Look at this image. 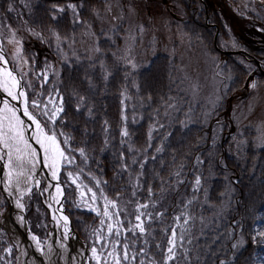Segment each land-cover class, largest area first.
Masks as SVG:
<instances>
[{"label":"rangeland","instance_id":"obj_1","mask_svg":"<svg viewBox=\"0 0 264 264\" xmlns=\"http://www.w3.org/2000/svg\"><path fill=\"white\" fill-rule=\"evenodd\" d=\"M160 1L164 0H0V22L11 25L22 41L19 58L14 44L5 42V52L19 75L21 69L27 73L22 81L29 107L47 130L55 131L65 153L75 157L74 164L63 167L60 177L68 192L67 215L88 243L89 258L96 240L94 230L101 227L103 218L91 210H103L101 190L109 199L119 193L118 202L131 213L137 200L143 203L148 199L147 189L151 187L156 194L152 199L158 201L154 211L165 212L162 221L152 224L155 231L149 237V250L157 260H162V253L155 244L166 247L168 239L161 229L173 226V218L186 211L191 219L185 226L184 248L178 249L172 264H256V258L264 257V238L253 240L257 231H264V2L166 0L167 9L162 14ZM53 4L65 8L56 19L52 18ZM68 4L77 6L78 16ZM175 5L185 6L186 22L180 29L175 26L181 22L175 16ZM53 32L61 37L59 46ZM32 41H39L52 55L39 60V53L27 43ZM46 70L45 83L37 74ZM251 82L257 84L255 89L249 87ZM110 95L120 96L123 106L116 123L98 135V140L107 141L101 150V142L95 143L92 136L99 124L105 127L104 100ZM81 96L86 99L77 109ZM61 97L64 111L53 123L43 115V105L49 98L59 102ZM32 100H37L41 108H32ZM146 112L150 113L154 138L165 147L150 156L151 185H144V156L136 149V162L124 163L127 170L120 164L122 172L101 178L96 169L107 166L104 160L110 157L117 163L114 155L129 145L130 134L140 130L139 122ZM116 127L119 129L113 134ZM124 128L126 137L121 135ZM209 130L228 132L231 138L226 140L227 148L212 141L204 143L207 158L201 168L194 143L203 139L201 132ZM113 135L120 141H110ZM152 141L142 146L143 153L148 154ZM81 148L86 160L79 154ZM97 160L103 161L102 165ZM160 165L163 167L154 173ZM69 171L73 176L79 173L75 184L67 176ZM177 171L179 177L174 175ZM197 176L201 185L194 192ZM247 177L250 181L238 200L236 186L220 180L239 185ZM83 183L96 192V201L91 200L89 188ZM81 191L86 193L83 197ZM41 196V190L34 189L24 198V204L39 239L47 243L51 216L40 214ZM193 196V203L185 208ZM4 198L0 190V217L6 205ZM121 219L127 225L131 216L125 218L122 212ZM1 222L2 218L0 264H14L17 256L10 243L16 254L17 247ZM128 235L131 237V233Z\"/></svg>","mask_w":264,"mask_h":264},{"label":"snow or ice","instance_id":"obj_2","mask_svg":"<svg viewBox=\"0 0 264 264\" xmlns=\"http://www.w3.org/2000/svg\"><path fill=\"white\" fill-rule=\"evenodd\" d=\"M264 2V0H262ZM67 7L72 10L74 14L78 16L77 6L75 4H68ZM52 8V18L56 19L57 13H63L65 8L63 6H58L53 4ZM8 11H13L11 5H9ZM26 23V22H25ZM33 35L40 36V33L33 32L28 29ZM53 36L59 42L61 37L59 33L53 32ZM16 45V54L19 58V53L22 47V41L17 38L16 30L11 27V25L6 22H0V90L11 97L12 100H21L23 104V116L27 117L30 124H26L24 119L18 114L19 109L15 105L11 104L9 101H0L3 107L0 108V161H4V166L7 171L4 173V178L0 183L4 185V191L9 197H13L15 200V207L20 210L25 209V204L22 202L25 195H28L32 191L33 181H35V186H39L40 180L36 179L34 173L36 171V165L41 161V155L36 148L32 147L29 143V138L25 136V132L35 125L34 133L32 139L35 140L36 144L40 146L43 150L42 162L44 167H46L53 181L60 180V172L62 168L66 165H72L75 162V157H70L65 153V150L61 147L60 141L57 139V135L53 130H46L45 126L41 124V121L29 110V98L24 90L25 85L22 84V80L25 79L27 73L23 72L18 75L14 69L8 67L9 61L5 57L4 43ZM99 51V49H97ZM132 68L135 69L136 65L132 61H128ZM51 66H49L50 68ZM38 77L42 78L44 82H47V70L37 74ZM107 79V75L104 77ZM30 87V83L27 85ZM43 85H41L42 87ZM249 87L255 89L257 84L251 82ZM59 95V93H56ZM85 97H79V104L77 109L83 106ZM52 105L51 109L48 105ZM63 98H60L59 102L54 99L49 98L48 103L43 105V115L48 117V120L55 122V119L59 116L63 109ZM32 108H41V105L37 100L31 101ZM49 111L51 115H49ZM89 115L91 111L89 109ZM126 119V117H122ZM105 130H107V121H105ZM63 135V133H61ZM122 136H128L127 129L124 128L121 131ZM149 139H151V132H149ZM67 139L64 143L67 144ZM107 143V141H105ZM150 146V145H149ZM156 152L163 151V145L155 149ZM79 154L86 160L85 151L83 148L79 149ZM121 159H123V153L121 154ZM136 161L133 160V163ZM122 168L127 170V165L122 164ZM140 168L143 169V164H140ZM141 175L143 173L141 172ZM176 177H179L180 172L174 173ZM67 176L71 178L72 183L75 184L79 179V173L73 176L71 171L67 172ZM99 181H97V185ZM194 192L198 191L201 185V178L197 176L194 182ZM137 186H139L137 184ZM80 187V185H77ZM142 187V186H139ZM48 188H54V194L49 195L48 207L52 208L53 204H59L60 199L63 196V188L60 183L55 185L49 184L47 188L41 190V194L47 191ZM163 187L161 192H163ZM91 193V200H97L96 192L92 189H88ZM86 193L81 191V196L83 197ZM135 190L133 191V196H135ZM148 199L141 203L139 200L133 205L131 213L128 212L127 207L121 206L119 201V193L115 199H109L106 195H103L101 190V198L103 199V210L99 208H92L91 210L96 213L97 216L103 217L100 219V228L94 230L96 236L95 242L92 244L90 251V260L96 262V264H172L173 261L177 260L178 249L184 248V237L187 229L189 220L191 219L187 212H182L180 215H176L173 219L176 222L173 226L164 227L161 229L162 233L168 237L166 247H161L160 243L155 244V248L158 252L162 253V260H157L154 255L150 252V241L149 237L153 236L155 231L152 228V224L157 221H162L165 215L164 211H154L156 209L157 200H153L152 197L156 195L152 188L147 189ZM196 197L193 196L192 199L187 201V205L193 203ZM132 203V201H128ZM91 207V206H90ZM62 210V209H61ZM124 213L125 218L131 216V219H127V225L125 224V219H121V213ZM56 219V217H53ZM18 220L24 222L23 216H18ZM65 222L67 226L68 218L66 216L60 217ZM107 221V224H106ZM182 221V223H180ZM106 225V231H105ZM177 228L181 231L178 232ZM131 233V237L128 235ZM123 237V240H121ZM257 237L264 238V231H257L253 240ZM154 238V237H153ZM32 239L36 241V247L43 251L41 248L40 240L33 236ZM140 247L137 249V244ZM191 243V240H188ZM99 246V247H98ZM64 247V245H61ZM237 244L233 245L236 248ZM8 253L11 254L12 249H7ZM49 251L51 248L49 246ZM184 256L187 259V249H184ZM0 259H3L0 257ZM221 264H225L221 261ZM256 264H264V257L256 258Z\"/></svg>","mask_w":264,"mask_h":264},{"label":"bare ground","instance_id":"obj_3","mask_svg":"<svg viewBox=\"0 0 264 264\" xmlns=\"http://www.w3.org/2000/svg\"><path fill=\"white\" fill-rule=\"evenodd\" d=\"M13 1H15V0H13ZM147 1L151 2V1H155V0H147ZM159 3L163 9V12H162V14H163L164 10L167 9V1L164 0V1H160ZM174 8H175V16L178 15L180 18H182L180 20L181 22H179L175 25L177 29H180V25H184L186 22L185 21V15L183 14V12L185 11V6H180V5L176 6L175 5ZM27 43L31 44V46H33V48H34L33 50L36 53H39V55H40L39 60L41 59V56L52 55L51 50H49L48 48H44L39 41H32V42H27ZM29 52H31V50ZM222 52L226 53L223 50H222ZM228 53L232 55L234 52L230 51ZM5 54H6V52H5ZM7 58L9 60L8 56H7ZM9 62H10V60H9ZM10 64H11V62H10ZM11 66H12V64H11ZM12 69H14L13 66H12ZM15 72H16V70H15ZM22 84H23V81H22ZM24 90L26 91L25 88H24ZM4 100L9 101L11 104L15 105L17 109L20 110L18 114L21 116L22 119H24L26 124L31 123L30 121H28L27 117L23 116V111H22L23 110V104L21 102L22 98H21V100H12L11 97L7 96L6 93H4L2 90H0V101H4ZM122 106H123L122 99L120 97L115 98L113 104L111 105L109 117L105 120V121H107V127L114 125L116 123V121L118 119V112L121 110ZM2 107H3V104L0 103V108H2ZM29 110L32 113H35L34 110H32L30 107H29ZM36 117H37V119H39L41 121V124L45 126L43 121L37 115H36ZM105 128H106V126L104 128H102V127L101 128H95L93 130L94 135L92 136V139L95 143H98L100 141V140H98V135L104 134L106 131ZM34 129H35V125H32V127L29 128L25 132V136L29 138V143L32 145V147L36 148L37 151L41 155V161L39 163H37L36 171L34 173L35 178L40 180V184L37 187V186H35V181H33L32 190H34V189L43 190V189L47 188V186L49 184L55 185L56 183H60L61 187L63 188L64 198H63V203L61 202V200H62V197H61L59 204H53V207L49 208L48 203L51 202L49 200V195L54 194V188H48L47 191H45V192H43V194H41L42 195L41 196L42 197V208L38 205L40 214L42 215L44 213H47V214H50V216H51V221H50V226H49V239H48L47 243H42L41 240L39 239V237H40L39 233H37L35 231V229H33L31 226L32 232L35 234V236H37V238L41 242V248L43 249V251H41L40 249H38L36 247L31 254L32 260H31L30 264H88V262L84 256V250H83L81 241L76 239L75 235L69 231L68 226H65V222L62 219H60V217H62V216H66L68 218V216L66 215V213L68 212L67 211L68 192H67L65 184L61 181V177H60L59 181H53L51 179V174H50L49 170L46 167H44L43 162H42L43 150L40 148L39 145L36 144L35 140L32 139ZM117 129H119V128L116 127L113 130V134H114L115 130H117ZM208 132H210V130ZM208 132H204V131L201 132V134L203 135V138H208ZM221 133L225 134V132H221ZM110 141L116 143V142H119L120 140L117 139L115 137V135H113V137L110 139ZM220 146L223 148H227L226 143H220ZM195 148L198 152L197 164L199 165V163H200V167L202 168V166H203L202 162H203V160H205L207 158V154L204 151H202L201 149H198L196 146H195ZM103 149L104 148H101V150H103ZM129 162L131 163V162H133V160H130ZM97 163L100 164L98 161H97ZM113 163H114L113 160H107V162L105 163V165H107V166H100V168L96 169V173H99L101 178L108 177L111 174V172H113V170L111 169ZM6 171H7V169L4 166V161H0V181L3 180L4 173ZM83 184L87 188L90 187L86 183H83ZM0 189H1V191L5 197L4 199H5V203H6V205L4 206V210H3L1 217H0V218H2L1 225L4 229V231L6 233H8L12 242L17 247L18 254H16L14 246L9 242L10 246L13 248V255L17 256V261L15 262V264H21L22 263V253L24 252L25 248H27L28 238L26 236L24 237L25 233H23V230H24L23 222H21L20 220L17 219L18 215H17V211H16L17 208L15 207L14 198L9 197L7 195V193L4 191L3 183H0ZM26 196H28V195H25L24 198ZM24 198L22 201L23 203H24ZM24 210L26 213V207ZM44 210H45V212H44ZM233 210H234V207L231 209L230 212H232ZM62 213H65V214H62ZM54 216L56 217V219L53 218ZM68 221H69V218H68ZM61 245H64V247H61ZM49 246L51 248V251H49ZM18 258H19V260H18Z\"/></svg>","mask_w":264,"mask_h":264},{"label":"trees","instance_id":"obj_4","mask_svg":"<svg viewBox=\"0 0 264 264\" xmlns=\"http://www.w3.org/2000/svg\"><path fill=\"white\" fill-rule=\"evenodd\" d=\"M117 97H120V96H112V95H110L107 99L104 100L105 108L107 110V115L104 116L103 121H105L109 117V112H110V109H111V105L113 104L115 98H117ZM98 102H99L100 108L103 109V104L101 103L100 97H98ZM139 125H140V130L137 131V132H133L129 136V145H127L126 149L122 152L123 153V159H121V154L122 153L114 155V157L117 158V163H115L113 161L114 163H113L111 169L113 170V172L121 171V169L119 168V165L120 164H124V163L128 164L130 160H134L135 156H134L133 150L134 149L139 150L140 153H142L143 156H144V158H143V163L145 164L144 185H151L152 166H151V157L150 156L153 153V151L157 147H160L162 144H161V141L158 138H154V136H153L152 123H151V117H150V113L149 112L145 113V118H144V120L139 122ZM96 128H101L100 124ZM149 132H151V138H153V141L151 142V144H150V146L148 148V154H145L142 151V146L150 140L149 139V135H148ZM86 133H88V129L86 130ZM228 138H231V136L229 135L228 132H225V134H222L221 132H217L215 130H211L210 132H208V138H203L201 141L195 142L194 145L198 149H201L202 151H204L207 154L206 146L204 145V143H207L208 141H212V142H215V143H226V140ZM105 141H106V139H103V140L98 142V143L101 142V144H102L101 148H103L106 145ZM163 148H165V147L163 146ZM114 150H116V148ZM128 151H129V153H128ZM126 154H128V158H125ZM212 157L213 156H210L208 159H210ZM107 160H113V158L110 157L109 159H105L104 161H107ZM219 160L222 163H224V159H219ZM97 161L102 165L103 161H99V160H97ZM102 166H104V165H102ZM162 167L163 166H161V165L156 167L155 170H154V173L159 171ZM163 174H165V172ZM209 177H208V179H209ZM220 180L223 181L224 183L234 184L236 186V192H237L236 199L238 200L241 197L242 189L245 188V184H247L250 181V178L247 177V180L244 183H241L239 185H238V183L231 182V181H229L227 179H220ZM162 182H164L163 178H162ZM227 186H231V185H227ZM263 205H264V203H263ZM194 244H197V243L194 242Z\"/></svg>","mask_w":264,"mask_h":264},{"label":"water","instance_id":"obj_5","mask_svg":"<svg viewBox=\"0 0 264 264\" xmlns=\"http://www.w3.org/2000/svg\"><path fill=\"white\" fill-rule=\"evenodd\" d=\"M5 57L8 60L6 54H5ZM8 67L12 68L10 62L8 64ZM33 114L35 115V113H33ZM63 198H64V194H63L62 200H61L62 203H63ZM16 211H17V215L18 216H23L24 217V222H23L24 230H23V233H25L24 237L26 236L28 238L27 248H25L24 252L22 253V263L21 264H30L31 260H32L31 254L34 251V249L36 248V241H34L32 239V237L35 236V234L32 232V228L34 229V226H33V223L31 221V219L26 215L25 210L16 209ZM62 214H65V213H62ZM70 223H71L72 226L69 225L68 222H67L68 229H69V231L71 233H73L75 235L77 240L81 241L82 247H83V250H84V256H85L88 264H90L88 243L85 242L84 240H82L84 238H82L79 235V233L75 230L71 220H70ZM31 226H32V228H31ZM35 237H37V236H35ZM18 260H19V258H18Z\"/></svg>","mask_w":264,"mask_h":264},{"label":"flooded vegetation","instance_id":"obj_6","mask_svg":"<svg viewBox=\"0 0 264 264\" xmlns=\"http://www.w3.org/2000/svg\"><path fill=\"white\" fill-rule=\"evenodd\" d=\"M158 4H160V3H158ZM176 17L179 19V20H181L182 18H180L178 15H176Z\"/></svg>","mask_w":264,"mask_h":264}]
</instances>
